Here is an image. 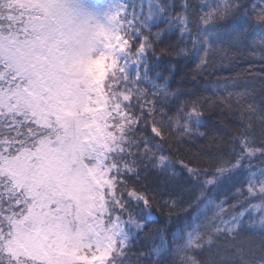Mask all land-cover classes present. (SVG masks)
<instances>
[{
  "label": "snow or ice",
  "instance_id": "6c2138e0",
  "mask_svg": "<svg viewBox=\"0 0 264 264\" xmlns=\"http://www.w3.org/2000/svg\"><path fill=\"white\" fill-rule=\"evenodd\" d=\"M165 56L264 66V0H0V264H264V71L203 96ZM218 110L223 147L178 160Z\"/></svg>",
  "mask_w": 264,
  "mask_h": 264
},
{
  "label": "trees",
  "instance_id": "16d2710c",
  "mask_svg": "<svg viewBox=\"0 0 264 264\" xmlns=\"http://www.w3.org/2000/svg\"><path fill=\"white\" fill-rule=\"evenodd\" d=\"M163 27V25H160ZM156 31V28H153ZM162 47V45H161ZM176 65V70L172 73L169 79V87L172 90L177 88L182 91L189 89H195L199 94L203 96H212L213 90L217 87V81L224 82L225 77H240L241 79H251V73H259L264 71L259 60H250L247 58H241L237 60L233 65L224 68H217L215 71L205 70L203 74H199L196 77V83L192 82V76L195 69V64L191 60H174L171 57L165 56L159 62V69L167 75L166 69L172 65ZM260 77H256L257 86H259ZM226 95V93H224ZM207 123L200 129L205 132L204 137H194L188 142L181 143L179 151L175 152V156L178 160L191 164V166L205 167L209 161L210 153H214L217 148H222L223 144L221 140L226 141L228 139V130L233 127L236 122V117L229 114L227 111H215L206 113ZM215 139L216 144L212 141ZM175 147V146H174ZM161 201L159 209L153 207L152 220L148 224V228L154 227H167L168 231H172L177 225V220L173 214L171 221L167 219L168 209L163 207V200L167 199V196L158 197ZM190 219V213L187 214ZM184 218V214L181 215V220ZM147 231V229H145Z\"/></svg>",
  "mask_w": 264,
  "mask_h": 264
}]
</instances>
